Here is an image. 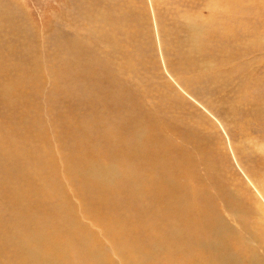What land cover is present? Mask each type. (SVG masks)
I'll use <instances>...</instances> for the list:
<instances>
[{
    "label": "rangeland",
    "instance_id": "374dc122",
    "mask_svg": "<svg viewBox=\"0 0 264 264\" xmlns=\"http://www.w3.org/2000/svg\"><path fill=\"white\" fill-rule=\"evenodd\" d=\"M130 96L146 127L165 121L156 135L176 155L183 150L195 161L209 191L207 209L219 226H228L231 238L227 248L218 237L216 252L240 258L244 242L264 264V0H0V144L8 142L17 152H0L2 223L33 222L34 229L46 221L69 223L70 238L82 234L77 246L105 244L117 264H132L112 247L97 213L104 205L126 214L123 200L104 196L124 185L122 175L131 166L124 152L112 154L121 128L117 122L115 141L99 129L105 116L123 117L128 126ZM78 127L93 131L82 138ZM148 138L151 144L161 141ZM40 149L50 153L47 160L39 158ZM105 150L100 156L111 175H91L90 187L80 162L97 161ZM24 153L35 158L29 163ZM52 173L57 186L50 194L44 184ZM12 179L18 189L9 207L3 180ZM123 192L117 188L118 195ZM23 195L31 204L23 203ZM149 205L137 200L127 223L145 221L153 209L155 219L158 211ZM146 244L153 250L152 240Z\"/></svg>",
    "mask_w": 264,
    "mask_h": 264
},
{
    "label": "bare ground",
    "instance_id": "6f19581e",
    "mask_svg": "<svg viewBox=\"0 0 264 264\" xmlns=\"http://www.w3.org/2000/svg\"><path fill=\"white\" fill-rule=\"evenodd\" d=\"M90 16L94 21L97 20L95 16ZM85 74L83 73V75ZM83 77L88 79L92 76ZM129 99H131V101L128 100L126 103L127 106L130 107V123L127 124L128 126H123V117H120L118 121L111 119L108 121L106 116L101 119L97 117L104 123L99 131L103 132L110 139L112 138V141H115L117 132L116 123H119L118 128L120 127L121 130H119L117 134V140H121V143L112 151V154L114 157H118L124 152L131 163L130 168L122 175L125 179L124 185H115L111 192L104 194L107 199L119 198L125 202L127 207L125 216L122 217L118 215L113 209L104 205L101 206L103 208L98 212L95 210L101 215V219L106 221L109 238L112 242V247L118 252L117 254H120L124 257V260L132 264H243L242 262L244 260L242 256L245 261H248V264H263L261 257L244 242L240 244V258L232 254L233 252L230 254L228 251L224 253L216 252L213 245L217 244L218 237L221 236L226 239L225 243L227 248L228 240L231 238L228 233H226L228 226H224L223 228L219 226V222H217L214 215L207 209L209 191L204 183L203 185L200 183L202 179L198 178L195 173V161H193L191 154L183 153V150H181L180 154L176 155L174 149L168 146L169 142L156 135H160L159 132L161 128H165V121L159 119L156 122H154L155 120L151 122V119H149L148 121L151 122L150 126L146 127L141 118L137 116L139 110L136 107V100L131 96ZM93 102H97L98 104L99 98H94L92 100V103ZM116 119H118V117H116ZM86 120L87 125L91 123L90 119ZM79 127L76 134L81 133L82 138L89 137L91 135L89 131H93L91 128H84V130L79 129ZM149 133L153 138L157 140L161 139L160 143H149ZM185 138L187 139L188 136L185 135ZM122 139L128 143L126 147L122 146ZM3 144L4 145H2V143L0 144V152L2 151L9 156V151L11 155L17 153L8 142L4 141ZM147 144L148 147H146ZM107 151L108 150H105L104 153H100L99 156L106 154ZM47 152V149H40L38 155L41 157L39 158L47 160L44 157L49 156L50 153ZM23 157V159L29 163L35 158L28 154ZM138 158L141 160L137 161ZM87 160L88 161L80 162V169L87 172L85 177L89 179L88 186H93L91 175H111L110 168L106 165V158L100 156V158H97V161L94 160V157ZM146 161L149 163H145ZM40 164L41 163H39V165ZM207 164L208 167L211 168L214 166L211 160H207ZM24 165L22 167H25ZM48 165L50 167V164ZM165 166L169 167L170 170ZM147 167L149 170H157V174H147ZM40 168L41 167H38V169ZM163 169L166 170L163 171ZM54 170L56 172V166H53L52 171ZM84 174L85 173H83V175ZM54 177L55 175L52 173L51 179L49 181L46 180L44 184L49 185L50 194L54 193V188L57 186L53 182ZM16 182V179H12L11 181L3 180V189L11 194L9 195V198L12 199L10 203L6 199V205L9 207H11L13 202L16 192L15 188L18 189ZM13 183H15L16 187H12ZM118 187H122L124 190L121 196L117 193ZM3 189L1 188V190ZM18 192L24 194L21 189H19ZM3 193L2 191V194ZM18 200H21V195L18 197ZM137 200H144L148 205L151 203L158 211V216L153 219V213H155L153 209L152 214H150L145 221L140 223L133 220L132 225H129L127 222L133 219L134 215V212L131 211V207ZM22 201L24 204H31L27 195H23ZM227 205L230 207L232 203L230 204L227 202ZM10 212L11 216L15 217V211L11 210ZM18 214L19 218H21L20 213ZM43 215L44 214H42V216ZM2 219L5 220V218L0 217V264H117L110 253L107 252L108 249L105 244H99L97 246L94 243L81 242L79 246H77L76 244L78 243L75 244L74 240L79 238V233H73L74 235L71 234L74 237L70 238L67 234L69 223L65 224L66 227H64L61 226V224L57 226L46 221L47 224L45 226L41 228L38 226L37 229H34L36 226L33 228V222L30 221V223L24 226H18L16 223H2ZM60 222L61 220L59 223ZM65 222H67V220ZM125 226L127 227L126 229ZM245 226L247 228L249 227L247 224H245ZM103 233H105V231ZM84 234L83 237L85 236ZM79 235L82 236L81 233ZM88 235L89 234H87V236ZM232 237L234 236L232 235ZM84 238L87 237L85 236ZM235 238H237V236L234 237V239ZM147 240L153 241V250L147 248ZM156 241H158L157 244H155ZM13 243L14 246L11 248ZM154 249H156L157 253L154 252ZM161 250L162 253H158ZM100 253L103 255L102 257ZM239 259H241V262Z\"/></svg>",
    "mask_w": 264,
    "mask_h": 264
}]
</instances>
